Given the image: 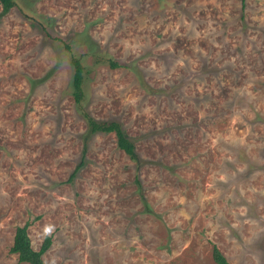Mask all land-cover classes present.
Instances as JSON below:
<instances>
[{
  "label": "rangeland",
  "instance_id": "374dc122",
  "mask_svg": "<svg viewBox=\"0 0 264 264\" xmlns=\"http://www.w3.org/2000/svg\"><path fill=\"white\" fill-rule=\"evenodd\" d=\"M14 2L0 6V264H21L9 248L26 223L33 250L51 239L44 264H215L213 247L264 264V0ZM96 52L127 68L85 56L81 107L119 123L138 166L74 103L71 57Z\"/></svg>",
  "mask_w": 264,
  "mask_h": 264
},
{
  "label": "trees",
  "instance_id": "16d2710c",
  "mask_svg": "<svg viewBox=\"0 0 264 264\" xmlns=\"http://www.w3.org/2000/svg\"><path fill=\"white\" fill-rule=\"evenodd\" d=\"M1 6V15H6L9 10L13 9L16 4L14 0H0ZM241 6L244 7V0H241ZM82 37V39H81ZM72 45L77 48L87 44L86 36L77 35L72 41ZM67 49L71 47L66 45ZM85 56L92 57L95 61H98V64L102 62V65H106L111 69H115L117 67L120 68H127L124 64H119L117 61L112 60L109 56L104 55L103 53H89V54H81L79 56H72L71 57V65L73 68V75L71 80L72 86V97L74 103L81 107V102L84 97L83 92V82L84 77L87 72V69L84 65V58ZM82 117L85 119L87 124V132L88 136H92L96 133H114L117 138V147L121 150L131 161L136 162L138 166L140 164V160L138 155L135 151V147L133 142H131L125 135L117 121H96L92 118L85 110L82 109ZM88 136L86 137L85 141L87 140ZM87 152V144L86 142L82 148V154L80 157V161L75 166L74 170L70 174L67 183L72 184L73 179L77 176L78 172L81 168L85 165V154ZM138 176L136 175L135 181L139 187L140 184L138 182ZM27 228L28 223L24 224L22 227H17L15 229V234L13 238L12 246L9 248L10 254H14L17 256L18 263L21 264H44L42 260V255L47 252L51 245L50 237H45L43 242L41 243L38 250H33L31 247L30 239L27 235ZM212 258L215 264H230L224 256L218 251L217 248L213 247L212 249Z\"/></svg>",
  "mask_w": 264,
  "mask_h": 264
}]
</instances>
